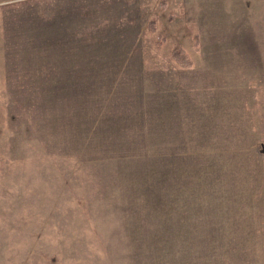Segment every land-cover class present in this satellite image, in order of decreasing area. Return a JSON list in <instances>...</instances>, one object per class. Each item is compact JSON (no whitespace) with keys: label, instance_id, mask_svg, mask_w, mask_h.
I'll use <instances>...</instances> for the list:
<instances>
[{"label":"rangeland","instance_id":"374dc122","mask_svg":"<svg viewBox=\"0 0 264 264\" xmlns=\"http://www.w3.org/2000/svg\"><path fill=\"white\" fill-rule=\"evenodd\" d=\"M161 2L0 0V264H264V0Z\"/></svg>","mask_w":264,"mask_h":264},{"label":"trees","instance_id":"16d2710c","mask_svg":"<svg viewBox=\"0 0 264 264\" xmlns=\"http://www.w3.org/2000/svg\"><path fill=\"white\" fill-rule=\"evenodd\" d=\"M162 2H163V0H162ZM161 2V3H162ZM150 23V25H152V22H149ZM172 55L174 56V57H176L177 55H179V52L178 51H174L173 53H172ZM161 155L163 156V157H165V154H163V153H161ZM153 162H158V156L154 159V161ZM150 174L152 175V174H157L155 171H154V169L153 168H151V166H150ZM159 175V174H158ZM165 179L166 178H164L163 176H157V177H155V178H153L151 181L152 182H154L155 184H157V188H158V191L157 192H161L162 190H164L165 189V187H164V183H165ZM177 179V182L179 181H181V179L182 178H179V177H177L176 178ZM181 183V182H180Z\"/></svg>","mask_w":264,"mask_h":264},{"label":"bare ground","instance_id":"6f19581e","mask_svg":"<svg viewBox=\"0 0 264 264\" xmlns=\"http://www.w3.org/2000/svg\"><path fill=\"white\" fill-rule=\"evenodd\" d=\"M211 105V104H210Z\"/></svg>","mask_w":264,"mask_h":264}]
</instances>
